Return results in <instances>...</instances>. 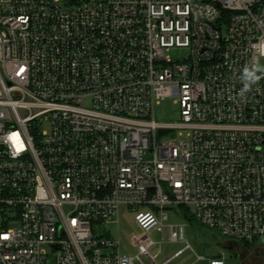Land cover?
Returning <instances> with one entry per match:
<instances>
[{
    "label": "built area",
    "instance_id": "obj_1",
    "mask_svg": "<svg viewBox=\"0 0 264 264\" xmlns=\"http://www.w3.org/2000/svg\"><path fill=\"white\" fill-rule=\"evenodd\" d=\"M261 42L264 0H0V264H155L120 249L121 208L185 244L162 264L189 248L174 207L264 241V79L237 80Z\"/></svg>",
    "mask_w": 264,
    "mask_h": 264
},
{
    "label": "rangeland",
    "instance_id": "obj_2",
    "mask_svg": "<svg viewBox=\"0 0 264 264\" xmlns=\"http://www.w3.org/2000/svg\"><path fill=\"white\" fill-rule=\"evenodd\" d=\"M168 56L171 61H182L187 58L188 52L184 48H175L168 51ZM178 112V105L171 98L160 100L154 107L155 119L160 123L178 121ZM187 139L186 132L177 130L158 139V145H174ZM166 224L184 225L185 240L189 246L168 264H208V259L219 254L223 255L225 264H264V241L253 240L247 243L229 241L199 225L195 220L184 218L178 207L169 210ZM107 230L110 231V236H116L114 228ZM95 233H102V229L97 228ZM118 238L120 249L128 255L139 252V247L133 240H136L141 247L148 245L147 254L153 258L155 264H162L185 245L169 242L166 229L163 232L154 230L149 234L142 232L135 225L132 215L124 208L119 211ZM198 258L203 259L198 260ZM141 261L144 264H151L144 256H141Z\"/></svg>",
    "mask_w": 264,
    "mask_h": 264
},
{
    "label": "clouds",
    "instance_id": "obj_3",
    "mask_svg": "<svg viewBox=\"0 0 264 264\" xmlns=\"http://www.w3.org/2000/svg\"><path fill=\"white\" fill-rule=\"evenodd\" d=\"M258 55H253L240 69L237 80L241 84L238 96L244 98L245 94L251 92L259 82L264 79V42L257 46Z\"/></svg>",
    "mask_w": 264,
    "mask_h": 264
},
{
    "label": "trees",
    "instance_id": "obj_4",
    "mask_svg": "<svg viewBox=\"0 0 264 264\" xmlns=\"http://www.w3.org/2000/svg\"><path fill=\"white\" fill-rule=\"evenodd\" d=\"M180 212L183 214L184 218L188 219V220H193V218L191 217V215H189L187 213V210L184 208H180Z\"/></svg>",
    "mask_w": 264,
    "mask_h": 264
},
{
    "label": "water",
    "instance_id": "obj_5",
    "mask_svg": "<svg viewBox=\"0 0 264 264\" xmlns=\"http://www.w3.org/2000/svg\"><path fill=\"white\" fill-rule=\"evenodd\" d=\"M166 132L165 131H161L160 133H159V135H162V134H165Z\"/></svg>",
    "mask_w": 264,
    "mask_h": 264
},
{
    "label": "crops",
    "instance_id": "obj_6",
    "mask_svg": "<svg viewBox=\"0 0 264 264\" xmlns=\"http://www.w3.org/2000/svg\"><path fill=\"white\" fill-rule=\"evenodd\" d=\"M220 255V254H219ZM216 256H218V255H216Z\"/></svg>",
    "mask_w": 264,
    "mask_h": 264
}]
</instances>
